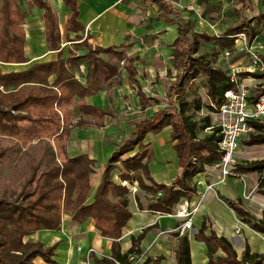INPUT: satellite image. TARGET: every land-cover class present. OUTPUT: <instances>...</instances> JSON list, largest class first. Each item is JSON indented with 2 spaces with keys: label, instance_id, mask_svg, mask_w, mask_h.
Segmentation results:
<instances>
[{
  "label": "trees",
  "instance_id": "trees-1",
  "mask_svg": "<svg viewBox=\"0 0 264 264\" xmlns=\"http://www.w3.org/2000/svg\"><path fill=\"white\" fill-rule=\"evenodd\" d=\"M21 0H0V63H26L29 58L24 51L25 32L24 19L28 12L22 11ZM151 1L158 7L159 17L177 25L178 36L172 44L170 64L176 70V76L168 86H164L165 95L149 97L135 78L137 69L134 58L128 56L126 49L116 47H92L79 34L83 26L78 18L79 9L76 0H63L69 10L67 17L68 32L75 33L73 39L86 52L82 55L71 53L64 58L61 51V37L57 16L51 5L45 0H30L28 9L34 7L44 9L45 41L49 50H58L57 58L51 61L35 62L22 70L3 71L0 68V128L15 127L21 121H41L33 118L31 109H61L75 105L84 107V99L99 90L108 91L112 101L111 88L120 83L122 69H126L130 84L137 85L141 111L148 106L163 103L151 116H142L131 120L133 124L128 137L112 153L105 163L101 179L97 185L93 200L87 203L91 190V174L94 173L95 160L87 154L69 156L62 145L63 157L58 159L51 146L36 144V152L30 153L27 159V173L21 181L19 190L0 192V264H34L36 257L54 263L52 257L57 244L47 247L42 242H31L25 238L38 230H60L61 216L70 213L72 220L82 223L92 218L95 227L104 237L112 239L111 255L101 258L93 257V264H131V256L141 254L140 243L144 235L142 231L132 236L130 248L122 253L118 239L123 227L131 216L128 209V188L113 181V172L122 165L120 179H129L131 171H141L136 179L140 188L150 194L146 207L137 200L140 210L149 212L171 213L173 207L188 200L197 192L193 177L204 170L205 165H212L221 157L217 142L221 135L218 128L213 127L202 137L199 132L207 131L211 124V112L221 102L224 92L232 87L227 70L211 65L209 55L200 52L203 42L213 41L221 49L230 48L235 43L233 35L246 31L248 44L257 34L251 23L264 20V13L258 18L242 16L251 6L250 0H238L240 11L235 12L226 30L219 34L209 35L194 30L195 22H184L180 11L168 0ZM206 10L218 11L216 3L209 4L200 0ZM240 15L242 17H240ZM173 17V18H172ZM81 40V41H80ZM105 55L106 57H103ZM81 67L84 70H81ZM169 76L171 71L167 73ZM203 76L202 87L206 90L207 102L199 96L191 95V82ZM85 79V84L80 81ZM193 89V88H192ZM191 90V92L189 91ZM205 108L207 114L196 117ZM100 113H111V107L100 110ZM3 120L9 123L5 124ZM80 120L76 124L81 123ZM165 126H171L170 139L178 159L180 173L169 183H158L151 177L147 161L151 155L144 149L143 143L148 133H158ZM256 133L246 144H264V125L255 124ZM69 135L70 128L63 129ZM138 147V151L130 154ZM5 150L0 148V160ZM146 158V161L143 160ZM264 167V160L252 166H238L240 170L259 169ZM146 180L149 183H146ZM160 193V195H158ZM117 198L115 200L114 198ZM229 207L240 216L242 222L251 228L264 232V217L256 219L241 202L221 197ZM209 223L203 221L194 237L206 245L208 264H261L263 256L250 252L245 247L241 259H237L236 251L224 236H218L214 230L206 233ZM177 246L174 250L176 264H192L188 235H179L176 231ZM221 249L224 256H217ZM162 257H147L142 264L157 263Z\"/></svg>",
  "mask_w": 264,
  "mask_h": 264
},
{
  "label": "crops",
  "instance_id": "crops-1",
  "mask_svg": "<svg viewBox=\"0 0 264 264\" xmlns=\"http://www.w3.org/2000/svg\"><path fill=\"white\" fill-rule=\"evenodd\" d=\"M30 0L19 2L22 11L28 12L24 19L25 32L24 51L29 61L26 63H0L8 67L7 70H22L35 62L51 61L57 58L58 50H49L45 41L44 9L34 7L28 9ZM57 16L61 37V51L64 58L74 53L82 55L85 47L77 46L79 43L73 39L75 33L67 30V17L69 10L63 0H45ZM174 8L180 11L184 22H195L194 30L206 32L209 35L219 34L226 30L235 12L240 11L241 3L238 0H206L209 4L216 3L218 11L206 10L200 0H168ZM79 9V20L83 30L79 32L82 38L92 47H116L126 49L127 55L134 58L133 64L137 69L136 80L142 91L149 97H164V86H168L174 78L176 71L170 64L172 44L178 36L177 25L159 17L158 7L155 3L143 0H76ZM251 6L242 16L258 18L264 13V0H250ZM238 10V11H237ZM240 15V17H242ZM173 18V17H172ZM262 21V20H261ZM256 22V24H253ZM259 33V43L251 47L264 57V22L251 23ZM260 26V28H259ZM261 34V35H260ZM260 36V37H259ZM80 40V41H81ZM203 42L200 50L206 47ZM202 52V51H201ZM106 57L105 55H102ZM1 68V66H0ZM84 70V69H82ZM171 71L170 76L167 74ZM120 83L111 88L112 101H109L108 91L99 90L84 99V107L77 108L72 105L59 109L63 113H71L69 135L63 140L65 151L69 156L87 154L95 160L94 173L91 174V190L87 203L92 202L97 185L100 182L105 163L128 137L137 113L146 117L164 106L163 103L148 106L141 111L137 85L130 84L126 69H122L119 77ZM85 84V79L80 78ZM111 113L103 114L97 111L107 110ZM80 120L81 123L76 124ZM79 121V122H80ZM65 124L63 120L61 122ZM61 127V131H63ZM208 132V131H206ZM171 126H165L158 133H148L143 143L144 149L150 153L151 159L147 161L149 173L158 183L169 184L180 173L178 159L170 139ZM65 137V136H64ZM138 147L130 154L138 151ZM245 151L237 150L236 156L244 161ZM61 156L63 154L61 152ZM61 157V158H62ZM146 161V158L143 162ZM113 172V181L128 188V209L131 216L118 239L120 250L126 252L131 246L132 236L144 231L140 243L141 254L131 256V264H142L147 257H162L157 262L148 264H176L174 250L177 246V237L174 236L176 228L184 221L177 212L182 202L176 204L171 213H153L146 209L140 210L136 198L146 207L150 194L140 188L136 177L141 171H131L129 179H120L122 165ZM239 166H245L240 164ZM259 169L240 170L226 178L225 182L219 180V171L212 165H205L204 170L193 177L197 192L188 199V206L195 207L190 219L192 228L187 231L190 258L192 264H208L206 245L195 239L194 235L204 220L210 225L206 230H214L218 236H224L241 259L246 246L250 252L263 256L264 264V232L251 228L242 222L239 214L221 198L241 202L243 207L256 219L264 217V183L257 186ZM148 184L149 181L146 180ZM135 188L132 191L131 188ZM117 200V198H114ZM26 240L42 242L45 247L57 244L52 259L54 263L44 261L41 257L34 259V264H93V257L101 258L111 255L112 239L104 237L95 227L94 220L89 218L82 223L72 220L71 214L64 212L61 216L60 230H38L28 235ZM78 247L80 249L78 250ZM90 253L88 254V251ZM217 256H224L218 249Z\"/></svg>",
  "mask_w": 264,
  "mask_h": 264
},
{
  "label": "built area",
  "instance_id": "built-area-1",
  "mask_svg": "<svg viewBox=\"0 0 264 264\" xmlns=\"http://www.w3.org/2000/svg\"><path fill=\"white\" fill-rule=\"evenodd\" d=\"M233 37L234 45L223 49L220 56L227 66L232 87L224 92L221 102L215 107V111L210 113L212 125L206 128L209 131L216 127L219 129L218 134L221 135L217 142L221 157L213 164L219 171L221 182L236 174L238 166L242 164L236 156L241 140L257 132L255 124L264 125V57L248 44L246 31L242 30ZM173 76H176V71ZM256 76L262 84L253 91L247 82L255 80ZM262 183H264V167L260 170L256 185L260 186ZM131 190L136 189L133 187ZM193 211L195 207H189L188 201L184 200L177 212L184 218L176 228L179 235L186 234L192 228L190 216Z\"/></svg>",
  "mask_w": 264,
  "mask_h": 264
},
{
  "label": "rangeland",
  "instance_id": "rangeland-1",
  "mask_svg": "<svg viewBox=\"0 0 264 264\" xmlns=\"http://www.w3.org/2000/svg\"><path fill=\"white\" fill-rule=\"evenodd\" d=\"M260 22L262 23L264 20ZM253 24H256V22H253ZM258 41L259 38L255 36L251 44L256 47L257 43H259ZM205 45L206 47L201 49L200 52L202 51L209 55L208 58L212 66L226 70L227 66L220 57L223 49L217 43L207 42ZM0 66L2 70H7L8 68ZM191 83L193 89L191 88L192 92L189 90L191 92L190 97L199 96L203 102H207L206 90L202 87L203 76H198ZM247 83L253 91L262 84L258 76H256L255 80L248 81ZM206 114L207 110L202 108L196 114V117H202ZM31 116L33 118H41V121H19L15 127L0 128V148L5 150V154L0 160V192L20 189V183L27 173L28 158L26 159V157L30 153H40L39 151L36 152L37 149L34 148L36 144L51 146L56 157L58 159L62 157L61 148L64 143L63 140L67 135L64 131H61V127L64 129L68 127V124L71 123L72 114L63 113L58 108L45 109L33 107L31 109ZM141 116L142 114L137 113L135 118L138 120ZM63 120L65 124L61 123ZM3 122L9 126L7 121L3 120ZM205 133L206 131L199 132L198 137H202ZM251 136L252 134L245 136L241 140L240 150L245 151L243 154L245 159L243 162L240 160V162L245 166H252L255 162L264 160V144H246L247 141L252 139Z\"/></svg>",
  "mask_w": 264,
  "mask_h": 264
}]
</instances>
